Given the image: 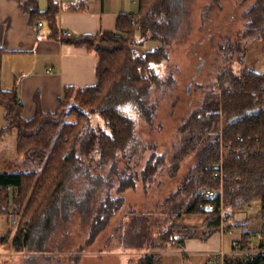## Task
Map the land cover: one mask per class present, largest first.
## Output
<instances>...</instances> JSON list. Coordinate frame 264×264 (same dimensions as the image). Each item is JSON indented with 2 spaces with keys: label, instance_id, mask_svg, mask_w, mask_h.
<instances>
[{
  "label": "trees",
  "instance_id": "trees-1",
  "mask_svg": "<svg viewBox=\"0 0 264 264\" xmlns=\"http://www.w3.org/2000/svg\"><path fill=\"white\" fill-rule=\"evenodd\" d=\"M29 4L23 7L33 18L36 8ZM56 11L57 5H53L47 13L52 31L49 36L95 54L97 81L93 86L66 87L55 111L38 108L35 116L26 118L18 78L12 89L2 86L7 51L0 49V109L4 118L0 138L15 135L16 152L26 169L1 171L0 158V216L21 215L19 228L0 236V249L11 245L17 252L45 251L59 224L77 213L83 221H91V242L106 230L124 206L121 194L141 179L128 164L138 150L130 147L137 139L138 119L154 123L158 105L151 101V93L162 83L160 68L169 58V46L190 15L188 0H138L135 14L119 17L117 31L72 36L58 29ZM243 19V39L262 42L264 51V0H257ZM145 40L161 45L145 52L133 49L134 43ZM243 51L242 61L246 59ZM219 80L220 97L195 111L181 127L183 145L174 157L172 177L202 143L206 149L173 193V199L182 195L188 201L172 213V223L155 246L183 247L187 239L208 241L223 226L228 230L235 227L241 236L233 241L232 251L239 249L241 253H229L226 264H264V73L245 65L240 72L221 74ZM221 135L225 145L253 150L248 159L238 158L235 151L225 156L223 181L208 166L220 159L217 142ZM123 157L129 159L122 169L119 161ZM164 162L163 155L148 159L142 180L150 181ZM108 167V174H95ZM220 185L222 195H198L203 188L219 191ZM258 200L261 208L255 218L227 222L235 210ZM199 214L206 216L199 226L178 223L185 215ZM256 220L262 221L258 233L247 229ZM139 221L137 226L143 229ZM135 264H164V256L144 254Z\"/></svg>",
  "mask_w": 264,
  "mask_h": 264
},
{
  "label": "rangeland",
  "instance_id": "rangeland-1",
  "mask_svg": "<svg viewBox=\"0 0 264 264\" xmlns=\"http://www.w3.org/2000/svg\"><path fill=\"white\" fill-rule=\"evenodd\" d=\"M256 2L188 0L189 18L175 42L169 46V58L160 68L162 83L151 93V101L158 105L154 123L149 124L137 117V139L130 147H137L138 150L134 148L136 153L128 164L131 165V171L140 175L141 179L135 187L121 194L125 197L124 206L112 218L106 230L91 242V221H83L77 213L72 220L59 224L45 251L17 252L11 245H5L0 249V264H135L144 254L162 255L164 264H193L191 258L185 260L177 248L155 246L161 239L162 231L172 223V213L179 211L177 208L188 201L182 195L173 199V193L182 185L190 170L197 166L206 149V143H202L182 161L180 170L172 177L174 157L183 145L181 127L195 111L202 110L207 103L220 97L221 74L232 75L240 72L245 65L264 73L262 42L244 40L242 37L246 27L243 14ZM159 45V41L145 40L142 44L134 43L132 47L145 52ZM243 49L246 50L244 61ZM10 71L7 64L3 74L4 87L12 80ZM221 117L222 127L225 120L223 115ZM3 126V110L0 109V131ZM15 140L14 134L0 138L1 171L26 170L21 166ZM225 146L229 148L230 145ZM161 155L165 162L160 165L159 172L150 181H143L141 173L148 159ZM128 159L121 158L119 167L123 169ZM109 170V167L104 168L95 171V174L106 175ZM221 185L217 189L223 191ZM254 211L253 208L248 209V212L243 211L237 218L254 214ZM13 215L0 216V236L11 228H19L21 215L15 212L17 225L12 221ZM205 219L206 216L201 214L185 215L178 223L199 226ZM139 220L142 221L140 224L143 229L137 226ZM253 225L254 232L258 233L262 222L256 220ZM240 236V231L227 233L224 244L228 248L233 247L232 241ZM258 238L256 236L255 240ZM220 252L210 253L209 260Z\"/></svg>",
  "mask_w": 264,
  "mask_h": 264
},
{
  "label": "crops",
  "instance_id": "crops-1",
  "mask_svg": "<svg viewBox=\"0 0 264 264\" xmlns=\"http://www.w3.org/2000/svg\"><path fill=\"white\" fill-rule=\"evenodd\" d=\"M27 2L35 5L33 18L23 7ZM53 5H57L58 29L72 36L115 32L121 15L131 16L138 10V0H0V49L7 51L3 57L2 86L10 90L18 78L26 118L35 116L38 108L43 112L55 111L66 87L93 86L97 81L95 54L85 47L62 43L49 36L52 31L47 13ZM39 22H43V26L39 27ZM7 64L12 80L4 87L3 74ZM252 208L254 214L237 218ZM260 208L258 200L235 210L228 219L255 218ZM254 223L247 229L254 231ZM229 231L241 232L235 227ZM225 235L219 232L208 241L187 239L177 250L185 260L191 258L193 264H211L210 253L232 251L231 246L228 248L224 244Z\"/></svg>",
  "mask_w": 264,
  "mask_h": 264
},
{
  "label": "built area",
  "instance_id": "built-area-1",
  "mask_svg": "<svg viewBox=\"0 0 264 264\" xmlns=\"http://www.w3.org/2000/svg\"><path fill=\"white\" fill-rule=\"evenodd\" d=\"M39 27L43 26V22H39L38 24ZM68 35H72L71 33H68ZM50 70V69H49ZM245 139L242 137L240 138V141H244ZM218 146L220 148V153H221V156H220V159L214 163L212 162H209L208 163V166L210 168H213L214 169V176L216 178H218L219 180L223 181L224 180V159H225V156L230 152V151H235L237 153V157L238 158H244V159H248L249 157V153H251V151H253L251 148H242V149H235L234 147L232 146H229V148H224L226 147L224 142H223V137L222 135L220 136V138L218 139ZM218 192H220V194L222 195L223 191L222 189H220L219 191H217L216 189H207L205 191V193L207 194V196L209 197H214ZM211 208H215V207H211ZM222 212H224L223 209H221ZM13 215L12 217V221L14 224L17 225L18 223V220H17V217ZM221 234H227L229 233L230 231L227 229L226 226H223L222 229H221ZM232 252V251H231ZM230 252V253H231ZM234 253H241L239 251V249H236ZM229 253L228 252H220L218 254H215L214 256H211L210 258V263L211 264H226L225 262V258L226 256L228 255Z\"/></svg>",
  "mask_w": 264,
  "mask_h": 264
},
{
  "label": "water",
  "instance_id": "water-1",
  "mask_svg": "<svg viewBox=\"0 0 264 264\" xmlns=\"http://www.w3.org/2000/svg\"><path fill=\"white\" fill-rule=\"evenodd\" d=\"M205 192V189L203 188V189H200L199 190V192H198V195H201V194H203Z\"/></svg>",
  "mask_w": 264,
  "mask_h": 264
}]
</instances>
